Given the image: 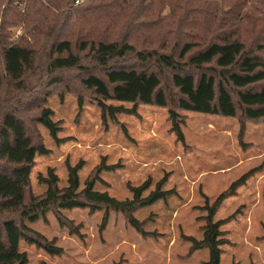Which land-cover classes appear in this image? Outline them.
Listing matches in <instances>:
<instances>
[{
    "label": "trees",
    "instance_id": "1",
    "mask_svg": "<svg viewBox=\"0 0 264 264\" xmlns=\"http://www.w3.org/2000/svg\"><path fill=\"white\" fill-rule=\"evenodd\" d=\"M76 1L0 0V264H28L27 253L20 249L23 241L51 256L63 254L54 241L28 226L49 213L65 226L61 210L105 211L103 229L109 213H121L132 227L146 234L134 213L172 194L163 191V183L146 197L150 183L131 187L133 198L125 201L97 191L95 181L81 189L79 164L68 166L65 188L60 187L55 170L49 169L39 178L47 191L35 197L33 168L37 157L50 151L34 141L21 109L35 108L38 114L33 122L45 127L56 143L62 142L53 111L43 106L50 93L28 94L27 82L38 73L52 79L49 86L54 87L65 85L70 73H79L81 86L93 93L104 116L114 118L126 112L107 105L108 101L133 104L131 113H136L138 105L167 108L173 131L182 142L185 137L178 111L264 122V0H211L213 4L209 0H88L75 7ZM258 4L256 13L247 14ZM180 9L185 12L184 24L196 32L187 42L171 48V34L163 31L154 35L159 45L155 46L152 37L139 48L137 38L166 26L170 15ZM22 25L25 36L9 41L8 29ZM48 32L55 38L43 40L38 48V38ZM242 32L252 35V41L246 42ZM118 33V40L109 39ZM209 33L211 39L205 36ZM26 101L35 105H26ZM256 173L244 175L206 206L202 241L188 238L192 252L209 251L207 264H221L228 243L221 228L230 219L216 222L218 209Z\"/></svg>",
    "mask_w": 264,
    "mask_h": 264
},
{
    "label": "rangeland",
    "instance_id": "2",
    "mask_svg": "<svg viewBox=\"0 0 264 264\" xmlns=\"http://www.w3.org/2000/svg\"><path fill=\"white\" fill-rule=\"evenodd\" d=\"M86 1L77 0L75 7ZM209 1L213 4L214 0ZM259 7L253 6L247 14H254ZM182 13L185 14L180 9L176 15H170L166 26L137 38L139 48L145 47L142 44L152 37L155 46L159 45L154 35L163 31L171 34V48L187 42L196 32L184 24L186 17ZM8 32L9 41L25 36L23 25L11 27ZM242 35L246 42L252 41L249 33ZM118 36L119 33L109 39L118 40L121 37ZM54 38L50 32L40 36L38 48L43 40ZM79 75L70 73L66 84L59 87L49 86L52 79L47 80L39 73L27 82L28 94L34 92L32 97L50 93L45 96L43 106L53 111L62 140L56 143L45 127L33 122L38 114L35 108L21 109L34 141L43 143L50 151L36 159L31 177L33 195L40 197L47 191L39 178L46 176L49 169L55 170L60 187L65 188L68 166L79 164H82L81 189L86 182L95 181L97 191L125 201L133 198L131 187L150 183L146 197L163 183V191L172 194L134 213L146 234L138 232L125 215L116 212L109 213L103 229L105 211L93 212L89 208L61 210L65 226L54 213L28 223L31 229L63 249L61 256H51L23 241L20 249L27 253L28 264H207L209 251L192 252L188 238L203 240L206 206L214 204L253 170L257 173L234 196L224 200L215 221L230 219L221 228L228 241L223 247L221 264H264V122L178 111L185 137L182 142L173 131L167 108L138 105L136 113H131L133 104L108 101L107 105L122 107L126 112L114 118L104 116L93 93L81 86ZM67 86L73 91L69 92ZM30 102L25 104L35 105Z\"/></svg>",
    "mask_w": 264,
    "mask_h": 264
}]
</instances>
